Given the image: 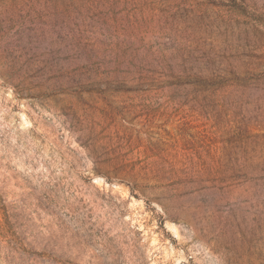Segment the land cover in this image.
<instances>
[{
	"label": "rangeland",
	"instance_id": "1",
	"mask_svg": "<svg viewBox=\"0 0 264 264\" xmlns=\"http://www.w3.org/2000/svg\"><path fill=\"white\" fill-rule=\"evenodd\" d=\"M0 264H264V0H0Z\"/></svg>",
	"mask_w": 264,
	"mask_h": 264
}]
</instances>
